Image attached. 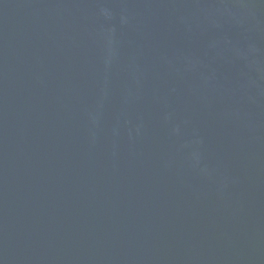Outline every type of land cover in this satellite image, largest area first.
<instances>
[{
	"label": "water",
	"instance_id": "water-1",
	"mask_svg": "<svg viewBox=\"0 0 264 264\" xmlns=\"http://www.w3.org/2000/svg\"><path fill=\"white\" fill-rule=\"evenodd\" d=\"M0 264H264V0H0Z\"/></svg>",
	"mask_w": 264,
	"mask_h": 264
}]
</instances>
